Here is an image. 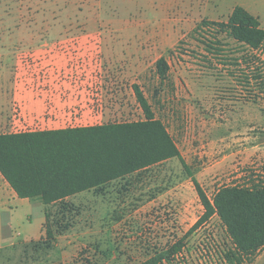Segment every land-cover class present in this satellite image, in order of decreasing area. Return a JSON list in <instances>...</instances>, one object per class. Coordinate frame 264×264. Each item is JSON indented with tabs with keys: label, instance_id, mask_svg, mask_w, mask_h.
I'll return each mask as SVG.
<instances>
[{
	"label": "rangeland",
	"instance_id": "rangeland-1",
	"mask_svg": "<svg viewBox=\"0 0 264 264\" xmlns=\"http://www.w3.org/2000/svg\"><path fill=\"white\" fill-rule=\"evenodd\" d=\"M238 5L264 27V0H0V44L17 40L22 25L133 27L136 64L116 66L122 74L112 80L118 98L102 123L145 120L139 86L213 197L223 186L244 183L251 173L264 178V93L246 83L243 62L207 55L190 35L201 20L225 21ZM231 43L233 56H242L241 46ZM258 54L264 62V47ZM162 56L170 66L165 80L155 68ZM6 78L0 62V133L47 130L23 120ZM34 200L38 203L30 211L18 210L15 230H4L8 241L0 247V264H140L178 242L204 211L177 157L45 205L49 216L41 225L43 204ZM48 227L55 234L51 247L45 242ZM184 243L162 264H227L224 252L231 240L218 216ZM244 264H264V249Z\"/></svg>",
	"mask_w": 264,
	"mask_h": 264
},
{
	"label": "trees",
	"instance_id": "trees-1",
	"mask_svg": "<svg viewBox=\"0 0 264 264\" xmlns=\"http://www.w3.org/2000/svg\"><path fill=\"white\" fill-rule=\"evenodd\" d=\"M190 35L204 46L207 55L234 64L243 62L246 83L256 84L264 93V62L258 54L264 47V27L258 16L238 5L225 21L201 20ZM231 42L241 46L242 56H233ZM155 68L160 79L168 78L170 66L165 56L156 61ZM135 90L145 120L0 133L1 174L20 198L51 205L177 157L195 185L203 214L178 242L140 264L171 261L187 236L214 216L219 217L231 240L224 252L225 262H253L264 249V178L251 173L244 183L223 186L213 197L208 196L165 123L155 117L139 86ZM54 238L48 227L47 247L53 245Z\"/></svg>",
	"mask_w": 264,
	"mask_h": 264
},
{
	"label": "crops",
	"instance_id": "crops-1",
	"mask_svg": "<svg viewBox=\"0 0 264 264\" xmlns=\"http://www.w3.org/2000/svg\"><path fill=\"white\" fill-rule=\"evenodd\" d=\"M135 33L130 26L98 24L20 26L17 40L0 44V62L23 120L43 129L101 124L118 98L116 66L136 64ZM36 201L20 198L0 172V247L8 241L4 230H15L18 210L30 211Z\"/></svg>",
	"mask_w": 264,
	"mask_h": 264
}]
</instances>
